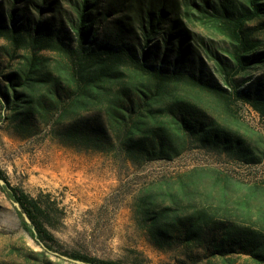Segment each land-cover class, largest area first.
I'll list each match as a JSON object with an SVG mask.
<instances>
[{
  "label": "trees",
  "instance_id": "trees-1",
  "mask_svg": "<svg viewBox=\"0 0 264 264\" xmlns=\"http://www.w3.org/2000/svg\"><path fill=\"white\" fill-rule=\"evenodd\" d=\"M0 38V123L17 139L46 136L125 167L191 149L247 166L264 160V1L0 0ZM243 105L262 129L243 118ZM0 176L44 245L24 254L26 264H55L48 250L124 264L63 250L46 203ZM208 177L205 193L187 183ZM179 178L166 204L148 191L139 197L148 241L179 251L178 264L216 256L233 264L232 253L264 264V179L242 182L212 167Z\"/></svg>",
  "mask_w": 264,
  "mask_h": 264
},
{
  "label": "rangeland",
  "instance_id": "rangeland-1",
  "mask_svg": "<svg viewBox=\"0 0 264 264\" xmlns=\"http://www.w3.org/2000/svg\"><path fill=\"white\" fill-rule=\"evenodd\" d=\"M51 14L49 11L46 15ZM194 29L207 31L203 24ZM240 114L262 129L258 115L251 108L243 105ZM195 167L217 168L242 182L264 179V160L247 166L201 149H191L173 160L125 167L107 154L76 151L46 136L17 139L0 123V169L9 186L46 203V224L63 250L100 259L124 264H178V259H185L179 251H163L148 241L137 203L148 191L166 204L169 190L178 191L179 174ZM182 177L188 179L185 174ZM189 179L190 187L201 193L209 191L211 177ZM3 189L7 190L0 185V264H26L24 254L40 250L41 245L23 228ZM230 257L233 264H253L244 253H232ZM48 259L55 264H76L50 252ZM210 261L227 264L219 256Z\"/></svg>",
  "mask_w": 264,
  "mask_h": 264
},
{
  "label": "water",
  "instance_id": "water-1",
  "mask_svg": "<svg viewBox=\"0 0 264 264\" xmlns=\"http://www.w3.org/2000/svg\"><path fill=\"white\" fill-rule=\"evenodd\" d=\"M0 185L1 186H4L7 190L9 189L8 188V185L6 183V181L0 176ZM10 201L12 203V205L14 206L15 210L19 211L20 212V215L22 216L23 220L25 221V223L32 229L33 231V235H34V238L37 240V242L39 243V245L43 246V243L42 241L37 237V233L33 227V224L30 220V218L28 217L27 213L25 211H23L19 205V203L14 200L13 198H10ZM50 253H53L55 255H59L61 258L67 260V261H71V262H74L76 264H86L84 261L82 260H79V259H73L71 257H68L67 255H64V254H59L58 252L56 251H52V250H48Z\"/></svg>",
  "mask_w": 264,
  "mask_h": 264
}]
</instances>
